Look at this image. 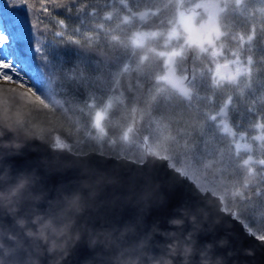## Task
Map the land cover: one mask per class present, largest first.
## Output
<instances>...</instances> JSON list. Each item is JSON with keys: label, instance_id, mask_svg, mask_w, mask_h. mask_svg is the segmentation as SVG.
I'll return each instance as SVG.
<instances>
[{"label": "trees", "instance_id": "obj_1", "mask_svg": "<svg viewBox=\"0 0 264 264\" xmlns=\"http://www.w3.org/2000/svg\"><path fill=\"white\" fill-rule=\"evenodd\" d=\"M177 4L0 0V18L12 29L13 45L44 76L30 100L0 92V119L52 147L76 153L94 150L134 161H141L144 151L162 155L199 189L218 195L222 207L232 208L252 234L264 237V188L255 191L258 169L247 173L240 163L243 151L231 146L214 116L227 102L237 114L235 131L248 135L264 123V0L242 1L238 19L252 27L250 39L242 43L251 63L231 82L217 81L212 65L226 60L240 34L226 33L217 55L192 48L186 60L183 32L176 26ZM138 10L145 16H131ZM136 32L140 39L134 38ZM169 52L174 53L176 72L188 63L186 97L153 81ZM251 151L264 158V150L253 146Z\"/></svg>", "mask_w": 264, "mask_h": 264}, {"label": "water", "instance_id": "obj_2", "mask_svg": "<svg viewBox=\"0 0 264 264\" xmlns=\"http://www.w3.org/2000/svg\"><path fill=\"white\" fill-rule=\"evenodd\" d=\"M195 10L209 15L184 34L188 56L217 36L221 7L197 0ZM172 61L170 53L153 81L186 97L188 64L177 74ZM213 73L233 80L238 72L216 62ZM0 264H264V237L162 155L76 153L0 119Z\"/></svg>", "mask_w": 264, "mask_h": 264}, {"label": "flooded vegetation", "instance_id": "obj_3", "mask_svg": "<svg viewBox=\"0 0 264 264\" xmlns=\"http://www.w3.org/2000/svg\"><path fill=\"white\" fill-rule=\"evenodd\" d=\"M196 1L197 0H193V1L178 0L177 14H178V11H187V22H186L187 26H186V28H183V25L177 23V21H176V26H178V28L180 30H182V32H183L182 38H183L184 34L189 30V28L193 27L194 25H196V23L205 19L209 15V13L207 11L195 10ZM217 1H218V5L221 7V10L218 12V14L216 16L217 29H218L217 36L214 34V32H211L212 43L209 45L204 43L201 45V47H198L196 44H192L189 48L190 49V55H191V49L192 48H197L199 51L203 50L204 48H208L211 50V52H213L215 55H217L218 50L221 49V45L223 44L222 40H223V37L226 33L240 34L238 37V40H239L238 46L235 47L233 50H231V49L229 50L230 55L226 58V60H224V61L217 60L212 65V74L217 81H219V82H231V81H235L237 78L242 76V74L245 73L250 66L251 53L249 52V50L247 48H243L242 43L247 42L250 39L252 27L248 26L247 24H244V26H243L242 21L238 19L239 17H241L242 1L243 0H217ZM131 16H132V13H131ZM144 16H145V12H144L143 17ZM134 17H136V16H134ZM233 17H234V20H232ZM243 33H247V35L241 36V34H243ZM140 34L143 37L145 35V31H141ZM183 42H184V38H183ZM184 45H185V42H184ZM185 47H186V45H185ZM186 49H187L186 60H188V57L190 55L188 56V48L187 47H186ZM251 51H257V48L255 50H251ZM170 53L173 54V60H174V53L173 52L167 53L166 56ZM166 56H165V65H166ZM216 62L228 63L230 65V67L232 68V70L237 71L238 73H237L235 79L227 80L226 76H224L223 79H217L213 73V67H214V64ZM172 64H173V61H172ZM186 64H188V63H186ZM173 66H174V64H173ZM174 70H175V67H174ZM186 70L187 69H186V65H185L184 71H186ZM184 71L176 72V70H175V73L182 74ZM188 71H189V66H188ZM190 78H191V75H190ZM189 80H188V82H189ZM187 86H188V83H187ZM222 106H225L224 115L218 116L216 114L217 111L214 115L216 117V122L219 126V129H221L220 123L224 122L227 126V131H221V130L220 131L225 133L228 136L229 142L235 150L243 151V155H242V158L240 159V163L244 167L247 168L246 169L247 173H251L253 169H258L257 181L259 183V185H258L259 188L255 189V191L259 192V190L261 188H264V158L255 157L252 154L251 149L253 146H255V148L259 149L260 151L264 150V123L256 124L253 132L249 133L248 135H244L241 132H237L234 130L235 128H234L233 121H234V117L237 116V114L235 112H232L229 110V107L227 106V102H225ZM254 136H258V139H255ZM237 142H238V144L236 145ZM247 156H250L252 160L250 162H247L246 164H243L242 161ZM245 185H246V183H245ZM228 209H232V208H228ZM228 209H225V210H228ZM233 213H234V211H233Z\"/></svg>", "mask_w": 264, "mask_h": 264}, {"label": "rangeland", "instance_id": "obj_4", "mask_svg": "<svg viewBox=\"0 0 264 264\" xmlns=\"http://www.w3.org/2000/svg\"><path fill=\"white\" fill-rule=\"evenodd\" d=\"M186 22L187 11H178L177 23L186 28ZM0 34V92L30 100L35 95V86L44 80L43 72L36 62L17 51L12 29L4 17L0 18ZM139 36L136 32L134 38L140 39Z\"/></svg>", "mask_w": 264, "mask_h": 264}, {"label": "clouds", "instance_id": "obj_5", "mask_svg": "<svg viewBox=\"0 0 264 264\" xmlns=\"http://www.w3.org/2000/svg\"><path fill=\"white\" fill-rule=\"evenodd\" d=\"M10 127V126H9Z\"/></svg>", "mask_w": 264, "mask_h": 264}]
</instances>
